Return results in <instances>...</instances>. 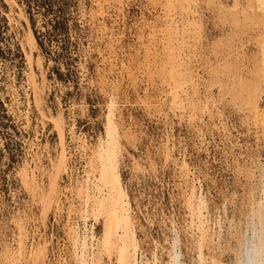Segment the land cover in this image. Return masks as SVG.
I'll return each mask as SVG.
<instances>
[{"label":"rangeland","instance_id":"374dc122","mask_svg":"<svg viewBox=\"0 0 264 264\" xmlns=\"http://www.w3.org/2000/svg\"><path fill=\"white\" fill-rule=\"evenodd\" d=\"M16 1L37 41L32 69L46 87L35 91L28 74L22 48L27 23L18 7L0 0V264H34L28 253L43 241L42 264H75L71 226L102 239L104 216L89 207L84 219L76 192L92 173L94 150L106 140L111 100L138 261L170 264L175 251L182 264H199L198 256L207 264L210 256L230 264L252 234L253 207L264 200V128L248 101V85L257 80L263 88L256 100L264 111V18L255 0H116L101 39L99 20L91 16L94 0ZM165 11L174 17L173 43L155 32L165 27ZM168 43L175 49L172 64L186 80L181 108L172 104ZM102 74L112 84L102 83ZM61 125L67 161L48 209L41 195L50 193L56 173ZM32 171L35 190L26 178ZM198 204L200 230L207 232L202 245L204 232L191 212ZM114 256L103 254L102 264H116Z\"/></svg>","mask_w":264,"mask_h":264},{"label":"bare ground","instance_id":"6f19581e","mask_svg":"<svg viewBox=\"0 0 264 264\" xmlns=\"http://www.w3.org/2000/svg\"><path fill=\"white\" fill-rule=\"evenodd\" d=\"M3 1H4V3L8 4L11 7V9L13 7H18L19 12H18L17 16H19V18L24 19L25 22L27 23V30L25 32V42L23 41L22 48H23V50L26 54V57L29 61V64H30L29 66H30L31 72L28 74H29V77L31 78V81H32L31 83L33 84V89L35 91H37V89H39V88L40 89H42L43 87L45 88L46 85H45L44 81H42L41 87L37 83L35 73H34L32 66H31V61H32L31 60V50H33L34 48L36 49L37 41H36L35 35L33 33V30L31 28L30 22H29L28 18L25 16V13L23 12L24 10H22V8L17 4L16 0H3ZM116 2H117L116 0H94L93 1L94 7L91 11V16L93 19L99 20V23L96 25L97 38L99 37V39L103 38V36L109 32L108 31L109 28L107 27V25L105 23V18L107 15H109L108 10L110 8L116 7ZM254 2L256 3L257 8L260 10V11L258 10L259 13L261 12L260 14H262L263 18H264V0H255ZM118 3H120V2L118 1ZM253 5H255V4H253ZM235 6L237 7V3ZM236 7H234V8L236 9ZM245 7H246V5H245ZM249 7H250V5H249ZM166 8H168V7H166ZM253 8H254V6H253ZM243 9H245V8H243ZM237 10H238V8H237ZM165 12H166L164 15L165 21H166L165 27L158 30V31H155V32L160 33L165 38V40L167 39V41L169 43H173L172 40H174V39H172L171 24L173 25V23H174V17L170 11H165ZM239 12H241V11H239ZM253 12H254V10H253ZM249 13H251V10ZM11 14H9V15H11ZM244 15H243V17H244ZM11 16H9L10 20H12ZM237 16H238V14H237ZM235 19H236V17H235ZM256 20H257V18H256ZM262 23L264 24L263 20H262ZM154 36H155V34H154ZM169 43H168L167 48L169 50V54H170V52L172 54L171 68L169 70L170 78L173 81L172 85L170 84L172 87L171 88L172 104H174L175 107L181 108L184 106V103H183L184 98H181V93L185 92V90H186L183 87V84L186 83V80H182L183 79L182 74L180 72H178L176 66L174 64H172V62H176V56L174 55L175 49ZM25 44H27L29 46L30 52L26 50ZM109 47L111 48L112 45L109 44ZM261 49H262V47H261ZM146 50L151 51L150 48H146ZM155 53L156 52L153 51V53H150L149 55H151V54L156 55ZM262 55H263L262 60L264 63V47L262 50ZM260 57H261V54H260ZM41 59L42 58H38V61H37V63H38L37 65L39 66L40 69H41V64H42ZM111 59H113V56L109 55L107 57V62L110 65H112ZM260 63H261V61H260ZM225 69H227V68H225ZM111 70H112V68H110V71ZM229 71L232 73V70H230V68H229ZM256 72L257 71L255 70V73ZM255 73H254V75H255ZM260 73H261V70H260ZM226 74H230V73H226ZM262 75H264V74H262ZM232 76H234V75H232ZM259 76L257 77V75H256V77L258 79H259ZM42 77H44V75H42ZM101 78H102V80H101L102 83H104L105 85H108L109 83L112 84V82H110L109 77H107V74H102ZM236 80L237 79H235V81ZM239 80H237V82L239 83L238 87H239V85L241 87L240 83L242 80L241 79H239ZM248 82H247V84H248ZM258 83L259 82H257V80H256V83H254V84L250 83V85H248V86H250V88H249L250 92L249 93L251 96H250L249 100L247 98H246V100H248L250 103L253 104L254 116L259 121L258 123L261 124L264 128V111H261L259 109V106L257 104L258 100H256L260 90L263 87L261 88L262 83L261 84H258ZM241 88H244V90H245V87H241ZM41 91H43V89ZM35 93H37V92H35ZM233 95H235V94H233ZM231 96H232V94H231ZM240 99H243V98L241 97ZM239 101L237 99V102H239ZM242 101H244V100H242ZM246 102H243V103H246ZM259 105H260V103H259ZM250 106H251V104H250ZM116 109L117 108H116L114 101L111 100L109 103L108 112H107V116H106V119H107L106 140L104 142H101L98 145V148L96 150H94L95 151L93 153L94 155L90 158V161H89V168L92 171V173L87 175L85 182H79V185L77 186L78 190L76 192L78 194V196H80L79 194H81V198L83 199V202H84L83 203L84 206L81 209V213L84 215V219L86 217L85 215H87V213H88L89 207L92 208V209L91 208L90 209L92 210V213H94L95 216H98V215L104 216V231H103V235H102L103 237L101 240L96 239L95 236H93V235L90 238V237H88V234L85 232V230H84L83 234L81 235L77 229H75L72 226L69 227V237L72 239V240L71 239L70 240L73 241L72 242V245H73V248H72L73 252L72 253L75 256V258H74L75 264H102L101 259H102L103 254H106L109 259H112V256L115 255L114 257L116 260V264H145L143 262H139L137 259L138 245L134 239L133 232H131L132 221H131V216H130V204H129V201L127 199V195L124 191V188L122 186L121 178H120V175L118 172V149H119V146H118V130H117V124H116ZM250 109H251V107H250ZM255 122H256V120H255ZM59 145H60L61 151L59 153L57 161L54 162V164H53L54 168H56V173L54 174V176L52 178V183H50L51 184L49 187L50 193H47V194L42 193V195H41L42 201H43V202L42 201L41 202L43 203L42 205H44L43 206L44 208H47V207H45L46 203H49L52 200V198H54L56 195L58 196V192H59V189H58V186H59L58 176L59 175L58 174L61 171V169L65 167L66 161H67L65 133H64V129H63L62 125L59 126ZM81 146H83V145H81ZM26 178L28 179L27 181H29L31 183V187L33 188V190H35L36 187L39 186L38 181H37V176L34 173V171H32L31 175H27ZM40 190H42V192H43L44 188H41ZM40 194H41V192H40ZM51 194H54V195H51ZM194 195L195 194H193V192H192V194L189 197L194 200V198H195ZM57 202H58V199H57ZM51 203H53V202H51ZM54 203H56V201ZM90 203H92V206L90 205ZM256 203H257V208H256V206H254L255 208L252 206L253 212H251L252 213L251 216H253V223L251 226L252 234H251V236L245 235L246 237L241 242L240 251L236 253V256H234V259L230 262V264H264V200H261V201L259 200V202H256ZM200 204H201V200H200ZM200 204H198L196 206V209L195 208L193 209V207L191 206L193 209L191 212H193V215H195L198 219L199 224L197 225L198 226L197 229H199V230L201 229L202 222H203L201 220L202 212H201V207L199 206ZM46 205L48 206V204H46ZM48 209H49V206H48ZM251 211H252V209H251ZM200 231H202V230H200ZM202 232H204V231H202ZM205 233H207V232L202 233L203 234L202 237H200L201 234L199 235V237L201 239L200 240L201 245L203 244L202 240L205 239V237H204ZM242 238H243V235H242ZM95 239H96V246H94V240ZM239 239L241 240V237ZM198 242H199V240H198ZM198 244H200V243H198ZM201 245H200V248H201ZM238 246H240V245L238 244ZM46 247H47L46 241L38 243L37 246H33L28 253L30 261L31 262L34 261L33 262L34 264H40V263L42 264L43 259L46 257ZM236 248H239V247H236ZM22 254H23V251L20 248V250L18 252V257H16V259H18L19 257H22ZM206 258L207 257H205V256H198L197 261L199 262V264H207ZM219 258L220 257L216 258L215 256H210L208 262H210V264H228L227 262L225 263L224 261L220 260ZM169 263L170 264H182V256H180L175 251L171 252L170 256H169Z\"/></svg>","mask_w":264,"mask_h":264}]
</instances>
